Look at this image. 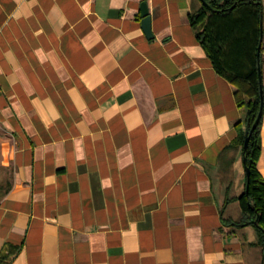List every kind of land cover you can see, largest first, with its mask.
I'll return each mask as SVG.
<instances>
[{
  "label": "crops",
  "instance_id": "obj_1",
  "mask_svg": "<svg viewBox=\"0 0 264 264\" xmlns=\"http://www.w3.org/2000/svg\"><path fill=\"white\" fill-rule=\"evenodd\" d=\"M202 7L0 0V264H262L255 227L229 225L245 111L197 38ZM260 138L264 179V110Z\"/></svg>",
  "mask_w": 264,
  "mask_h": 264
},
{
  "label": "trees",
  "instance_id": "obj_2",
  "mask_svg": "<svg viewBox=\"0 0 264 264\" xmlns=\"http://www.w3.org/2000/svg\"><path fill=\"white\" fill-rule=\"evenodd\" d=\"M206 2L210 10L203 6L190 20L192 24L204 22L203 31L197 38L218 73L236 87L238 107L245 111L244 129L240 131L243 147L245 133L253 126L261 105L258 66L262 70L264 3L263 0ZM259 45L260 55L257 58ZM261 122L262 118L250 134L243 154L248 174L244 192L236 198L241 207V218L229 225L237 228L254 226L258 241L253 246L259 248L260 259L264 260V179L257 169Z\"/></svg>",
  "mask_w": 264,
  "mask_h": 264
},
{
  "label": "water",
  "instance_id": "obj_3",
  "mask_svg": "<svg viewBox=\"0 0 264 264\" xmlns=\"http://www.w3.org/2000/svg\"><path fill=\"white\" fill-rule=\"evenodd\" d=\"M200 2L202 3V5L207 10H210V7H209L208 3L206 2V0H200ZM141 16L143 18L142 24H143V27H144L146 34L149 37H152V34L150 32V17L148 15V9H147V6L145 3L141 4ZM259 55H260V45L257 48V58H259ZM258 77H259V84H260V101H261L260 111H259L257 119L255 120L251 129L249 131H246V133H245V139H244V143H243V154L245 153V151L247 149L249 136L253 132V130L257 127L259 121L262 118L263 110H264V91H263V84H262V70H261L260 66H258ZM243 164H244V159H243ZM244 170H245V174L247 175L248 174L247 168L244 167ZM263 261L264 260H262V263H263Z\"/></svg>",
  "mask_w": 264,
  "mask_h": 264
},
{
  "label": "rangeland",
  "instance_id": "obj_4",
  "mask_svg": "<svg viewBox=\"0 0 264 264\" xmlns=\"http://www.w3.org/2000/svg\"><path fill=\"white\" fill-rule=\"evenodd\" d=\"M10 153L11 142L0 126V187L6 186L12 178V169L9 164Z\"/></svg>",
  "mask_w": 264,
  "mask_h": 264
}]
</instances>
